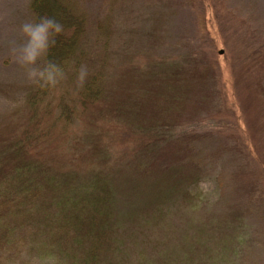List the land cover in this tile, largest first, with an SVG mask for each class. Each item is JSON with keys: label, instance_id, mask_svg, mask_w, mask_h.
<instances>
[{"label": "rangeland", "instance_id": "1", "mask_svg": "<svg viewBox=\"0 0 264 264\" xmlns=\"http://www.w3.org/2000/svg\"><path fill=\"white\" fill-rule=\"evenodd\" d=\"M30 2L0 0V136L46 133L36 162L65 187L9 230L0 264H264V0L116 5L109 96L86 111L77 80L39 92L17 62Z\"/></svg>", "mask_w": 264, "mask_h": 264}, {"label": "trees", "instance_id": "2", "mask_svg": "<svg viewBox=\"0 0 264 264\" xmlns=\"http://www.w3.org/2000/svg\"><path fill=\"white\" fill-rule=\"evenodd\" d=\"M123 1L125 0H108L107 2L105 0V11L96 14V16L84 8L82 0H31L30 2L29 10L34 15L33 20L39 16L49 15L65 26L64 33L56 37V44L51 46L44 56L45 62L51 60L60 65L64 75L70 79L68 80L70 84L77 80L79 67L82 64L87 67L89 73L84 83L80 86L75 85V90L81 89L79 102L85 111L89 106L102 102L109 96V91L106 89L110 76L106 73L104 58L109 55L111 36L114 33L112 21L116 15L115 11L119 12L116 5ZM173 1L178 0H149V4L151 7H156L158 3L169 5ZM96 51L101 56L100 66L96 73H92L93 70L89 69L94 63L91 61L93 56L90 55L95 54ZM259 58H262L261 54H259ZM176 66L181 68L179 63H176ZM183 70L186 72L184 66ZM179 75V72L173 73L170 80L176 83L179 80ZM212 79L215 80V75ZM38 86L39 92H43L47 88V86ZM37 100L36 96L33 97L32 104H37ZM29 119L31 124L32 120H38V118ZM62 119L68 123L72 121L70 118H57V120ZM51 124L55 125V121ZM33 127L31 132H23L14 141L8 138L4 140L0 136V143L6 142L9 147V149H3L6 154L2 157L3 162L0 164V224L6 221L2 226L4 234L0 238V242L4 241L10 244L12 235L9 234V230L15 231L24 222H33V213L38 208L45 207L47 202L44 197L54 190V186L65 187L62 183H58L57 175L52 176L53 178H44L46 168L40 166L36 160L45 155L44 150L39 146L46 142V140H42L46 138V133H41L39 129L35 132ZM151 135L155 141H159L158 135L162 136L158 131L150 133ZM89 196L95 201L105 200L106 195H104V191L96 189L90 192ZM61 208L63 211L67 210L66 207ZM20 220L23 221L20 223ZM90 262L88 264H91ZM92 264L95 263L92 262Z\"/></svg>", "mask_w": 264, "mask_h": 264}, {"label": "clouds", "instance_id": "3", "mask_svg": "<svg viewBox=\"0 0 264 264\" xmlns=\"http://www.w3.org/2000/svg\"><path fill=\"white\" fill-rule=\"evenodd\" d=\"M65 31V26L49 15L39 16L35 20L25 21L20 25V32L24 39L17 45L12 42L11 50L17 62L26 68L27 77L41 87L54 86L63 77L60 65L47 60L41 66L39 61L44 57L49 48L56 44V37ZM88 75L85 65L79 67L77 80L83 84ZM207 190L208 182L201 181L199 185Z\"/></svg>", "mask_w": 264, "mask_h": 264}]
</instances>
